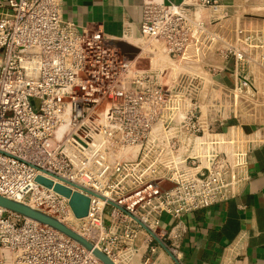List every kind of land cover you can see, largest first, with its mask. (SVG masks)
<instances>
[{
  "label": "built area",
  "instance_id": "1",
  "mask_svg": "<svg viewBox=\"0 0 264 264\" xmlns=\"http://www.w3.org/2000/svg\"><path fill=\"white\" fill-rule=\"evenodd\" d=\"M62 1L0 0V196L132 264L140 235L151 253L152 234L165 240L163 215L238 199L249 184L264 127L248 133L256 122L230 113L238 91L264 96V23L233 22L218 0H146L130 60L103 32L64 21ZM39 177L89 197L88 216ZM169 250L180 261L179 246ZM0 264L103 263L0 208Z\"/></svg>",
  "mask_w": 264,
  "mask_h": 264
},
{
  "label": "crops",
  "instance_id": "2",
  "mask_svg": "<svg viewBox=\"0 0 264 264\" xmlns=\"http://www.w3.org/2000/svg\"><path fill=\"white\" fill-rule=\"evenodd\" d=\"M145 1L63 0L62 17L80 31H101L112 41L132 44L131 40L140 36ZM218 1L230 15L243 5V0ZM220 77L225 85L231 84L230 73ZM244 128L250 133L257 127L250 124ZM248 172L251 180L238 199L181 219L163 215L159 232L166 235L165 240H154L156 252L151 253L146 249V234L140 235L137 245L142 247V255L132 264H264V144L250 154ZM174 243L180 248V261L169 250Z\"/></svg>",
  "mask_w": 264,
  "mask_h": 264
},
{
  "label": "water",
  "instance_id": "3",
  "mask_svg": "<svg viewBox=\"0 0 264 264\" xmlns=\"http://www.w3.org/2000/svg\"><path fill=\"white\" fill-rule=\"evenodd\" d=\"M112 45L120 49L121 52L130 60H133L139 53V50L137 48L122 40L112 41ZM37 181L46 187H54V190L56 192L68 198L70 200V206L77 219H83L88 216L91 202L89 197L78 192H73L71 189L60 184L53 186V182L51 180L45 179L43 177H39ZM0 208L64 234L77 244L84 247L87 251L91 252L93 256L103 264H116L111 258L105 255L99 249L95 248L94 245L87 239L69 228L57 218L42 210L36 209L12 199H8L3 196H0ZM152 235L155 240L161 242V240L155 234ZM174 259L177 260L175 257Z\"/></svg>",
  "mask_w": 264,
  "mask_h": 264
},
{
  "label": "rangeland",
  "instance_id": "4",
  "mask_svg": "<svg viewBox=\"0 0 264 264\" xmlns=\"http://www.w3.org/2000/svg\"><path fill=\"white\" fill-rule=\"evenodd\" d=\"M258 6V0H251L250 2L243 0V5L240 10L235 12L236 20L233 22H237L239 19L240 22L252 25L264 23V11L261 13L254 11V8ZM236 94L238 95V106L236 112L230 113L231 119H235V115L239 120L245 123L254 124L256 122V127H264V96L257 94L254 99H251L250 95H247L246 90L244 93L238 91Z\"/></svg>",
  "mask_w": 264,
  "mask_h": 264
},
{
  "label": "bare ground",
  "instance_id": "5",
  "mask_svg": "<svg viewBox=\"0 0 264 264\" xmlns=\"http://www.w3.org/2000/svg\"><path fill=\"white\" fill-rule=\"evenodd\" d=\"M263 8L261 7V6H258V7H256V8H254V11H257V12H259V13H261V12H263ZM128 43V42H127ZM132 44L133 45H135L136 43L135 42H132ZM131 45V44H130ZM134 47V46H133Z\"/></svg>",
  "mask_w": 264,
  "mask_h": 264
}]
</instances>
